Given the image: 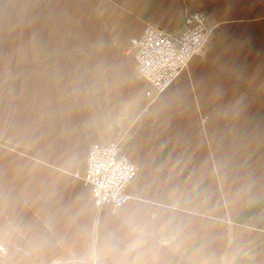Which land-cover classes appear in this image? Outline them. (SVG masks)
Instances as JSON below:
<instances>
[{
  "label": "crops",
  "instance_id": "0c3cea01",
  "mask_svg": "<svg viewBox=\"0 0 264 264\" xmlns=\"http://www.w3.org/2000/svg\"><path fill=\"white\" fill-rule=\"evenodd\" d=\"M195 10L204 51L147 94L130 38ZM111 140L116 212L76 175ZM92 260L264 264V0H0V264Z\"/></svg>",
  "mask_w": 264,
  "mask_h": 264
},
{
  "label": "built area",
  "instance_id": "2783aa9c",
  "mask_svg": "<svg viewBox=\"0 0 264 264\" xmlns=\"http://www.w3.org/2000/svg\"><path fill=\"white\" fill-rule=\"evenodd\" d=\"M208 33L206 13L195 10L185 16L184 27L175 37L153 23H148L141 35L131 37L128 50L137 61L140 75L150 84L147 94L168 88L191 58L204 51ZM137 170L138 166L119 143L111 140L91 143L86 169L82 175H76L91 188L97 207L116 212L130 198L127 187Z\"/></svg>",
  "mask_w": 264,
  "mask_h": 264
},
{
  "label": "clouds",
  "instance_id": "9594fccd",
  "mask_svg": "<svg viewBox=\"0 0 264 264\" xmlns=\"http://www.w3.org/2000/svg\"><path fill=\"white\" fill-rule=\"evenodd\" d=\"M133 235H134V233H133V234H130L129 239H132V236H133ZM108 243H109V247H113L111 241H109ZM119 243H124V244H125L124 253H121V255H124V254H126V253H130V252L134 251L135 248H136V243H135L134 240H133V242H132L131 244H128L126 241H119ZM114 250H115V251H119L118 248H114ZM83 264H97V262H96L95 260H92L91 262H89V261H84ZM117 264H123V260L118 261Z\"/></svg>",
  "mask_w": 264,
  "mask_h": 264
}]
</instances>
